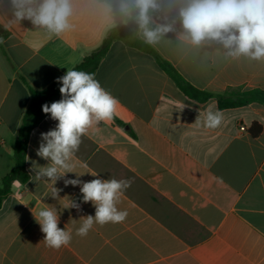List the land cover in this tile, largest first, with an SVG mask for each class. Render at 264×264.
Masks as SVG:
<instances>
[{
  "label": "crops",
  "instance_id": "1",
  "mask_svg": "<svg viewBox=\"0 0 264 264\" xmlns=\"http://www.w3.org/2000/svg\"><path fill=\"white\" fill-rule=\"evenodd\" d=\"M114 1L112 7L73 0L70 28L56 35L27 18L17 20L12 0H0V26L7 31L0 42V187L14 166L28 88H46L100 44L118 25L121 4L129 2ZM181 6V0H166L150 14L149 27L173 28L150 44L158 54L198 90L264 91V58L233 57L217 41L197 46L180 39ZM138 37L145 41L140 25ZM94 76L119 100L116 114L82 136L73 172L56 181L59 199L51 197L46 177L30 180L50 163L37 151L41 133L55 129L57 121L47 114L31 131L28 179L12 182L0 204V264H264V105L219 109L214 98L193 101L150 55L119 40ZM210 106L223 113L214 129L204 123ZM77 174L82 182L130 180L116 204L127 211L126 219L94 224L86 236L77 235L82 218L95 214L92 203L83 202L82 185L64 184ZM69 198L79 208H64ZM45 207H54L58 226L71 232L67 246L45 243L33 215Z\"/></svg>",
  "mask_w": 264,
  "mask_h": 264
},
{
  "label": "clouds",
  "instance_id": "2",
  "mask_svg": "<svg viewBox=\"0 0 264 264\" xmlns=\"http://www.w3.org/2000/svg\"><path fill=\"white\" fill-rule=\"evenodd\" d=\"M17 8V20L29 19L34 25L46 28L50 33L60 35L70 28L69 18L73 14V0H41L37 7H31L34 0H12ZM179 19L183 32L180 39L200 45L205 40L220 42L233 57L246 56L252 59L264 58V0H181ZM158 6L157 0H129L121 4V11L132 16L143 30L146 43L154 44L164 33L173 30L171 24L149 27L151 10ZM61 85V99L45 103L42 111L50 114L57 121L56 127L41 133L42 143L37 156L50 163L41 166L34 176L33 182L42 177L50 183V195L59 199L62 189L55 187L56 181L69 172H73L71 163L82 143V136L87 130L102 121H112L119 105V100L106 91L95 79L94 74L85 71L67 69L62 77L57 78ZM198 119V118H197ZM223 113L210 106L206 110L205 126L211 129L221 125ZM35 166V164H34ZM77 174L76 179H65V186L80 187L83 202H91L95 214L82 218L77 235L86 236L94 224L121 223L128 213L118 210L116 204L123 192L131 186L130 180L93 179L82 182ZM97 176L98 173H91ZM20 185V181H14ZM65 198V197H64ZM63 198V199H64ZM79 208L75 200L69 198L64 208ZM44 233L45 243L55 249L67 246L72 234L60 228L59 214L54 207H45L33 214Z\"/></svg>",
  "mask_w": 264,
  "mask_h": 264
},
{
  "label": "trees",
  "instance_id": "3",
  "mask_svg": "<svg viewBox=\"0 0 264 264\" xmlns=\"http://www.w3.org/2000/svg\"><path fill=\"white\" fill-rule=\"evenodd\" d=\"M112 7L115 6L114 0H98ZM166 0H157V8L151 10L150 14L158 10ZM136 11L133 10L132 16H127L123 12L118 13V25L108 29L104 34L100 44L86 55L72 69L85 71L94 74L99 63L106 54L111 43L115 40L123 42L126 46L138 49L150 55L158 65L176 84L179 91L187 98L198 103H204L210 99H216L219 109H231L246 106L250 103L264 105V91L261 90H228L222 94H212L198 90L186 82L173 66L163 59L158 52L144 40L138 37L139 23L135 19ZM7 35V31L0 26V42ZM60 84L57 80L53 81L46 88L35 90L28 88L29 102L21 117L18 125L15 144L13 148L14 166L12 170L2 178L0 187V204L2 198L9 193L10 185L14 181L26 182L28 175L25 171V153L29 135L31 131L47 115L43 113L42 106L61 99L59 92Z\"/></svg>",
  "mask_w": 264,
  "mask_h": 264
},
{
  "label": "built area",
  "instance_id": "4",
  "mask_svg": "<svg viewBox=\"0 0 264 264\" xmlns=\"http://www.w3.org/2000/svg\"><path fill=\"white\" fill-rule=\"evenodd\" d=\"M240 129H241V130H244V128H243V127H241Z\"/></svg>",
  "mask_w": 264,
  "mask_h": 264
}]
</instances>
